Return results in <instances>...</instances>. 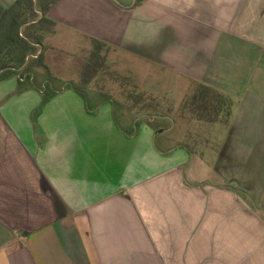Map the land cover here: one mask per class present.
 I'll return each instance as SVG.
<instances>
[{"label":"crops","instance_id":"1","mask_svg":"<svg viewBox=\"0 0 264 264\" xmlns=\"http://www.w3.org/2000/svg\"><path fill=\"white\" fill-rule=\"evenodd\" d=\"M133 4L55 0L49 46L86 38L213 90L216 168L78 89L2 79L0 264H264V0Z\"/></svg>","mask_w":264,"mask_h":264},{"label":"rangeland","instance_id":"2","mask_svg":"<svg viewBox=\"0 0 264 264\" xmlns=\"http://www.w3.org/2000/svg\"><path fill=\"white\" fill-rule=\"evenodd\" d=\"M38 1L34 0L33 7L40 13ZM116 1L134 6L139 0ZM11 29L9 26L4 36L0 34V69L9 59L19 58L23 53L19 38H25V25ZM42 31L41 45L36 46L41 56L31 63V72L23 67L4 73L6 78L16 77L20 84L26 82V87L31 84L43 92L78 89L90 97L91 103H111L115 118L123 127L133 121L162 124L164 129L168 128L173 143L182 140L189 151L216 168L215 152H223L228 134L220 123L228 118V111L224 105L217 106V99L211 98V104L205 107L197 101L203 91L199 86H190L172 73L150 66L144 59L86 38L63 39L58 35L52 49L47 38L54 30L46 26ZM95 94L97 98L92 99ZM258 207L264 215V196Z\"/></svg>","mask_w":264,"mask_h":264},{"label":"trees","instance_id":"3","mask_svg":"<svg viewBox=\"0 0 264 264\" xmlns=\"http://www.w3.org/2000/svg\"><path fill=\"white\" fill-rule=\"evenodd\" d=\"M54 1L55 0L38 1L40 11L43 13V17L40 19H38L40 16L39 13L34 8V0H17L15 6H13L0 16L1 36H4V34L6 33V29L9 28V26L12 29H17V27L20 26L21 28L25 25L24 31H26L25 38H19L21 41L20 46H22L20 47V49L22 48L23 50L22 55L16 59H6L8 61L5 63V65H2L0 69V80L6 78V75L4 73H11L10 71H18L23 67H25L28 72H31V63H33L35 60L37 61L41 56V54L37 55L38 49L36 46L41 45V41L44 35V31H42V29H44L46 26H50V28L53 27V23L45 18V13ZM38 23H40L39 26L37 25ZM35 25H37L38 27H36ZM200 89L203 90L201 93H199L202 96H198L197 101L201 102V104H203L205 107H208L212 102L211 98H214L219 101V103H217L218 107L224 105L227 108L225 100L218 94H216L213 90L204 86H200ZM228 110L229 108L227 109V111ZM227 114L229 117L230 112L228 111Z\"/></svg>","mask_w":264,"mask_h":264},{"label":"built area","instance_id":"4","mask_svg":"<svg viewBox=\"0 0 264 264\" xmlns=\"http://www.w3.org/2000/svg\"><path fill=\"white\" fill-rule=\"evenodd\" d=\"M40 54V53H39ZM39 54H37V55H39Z\"/></svg>","mask_w":264,"mask_h":264}]
</instances>
